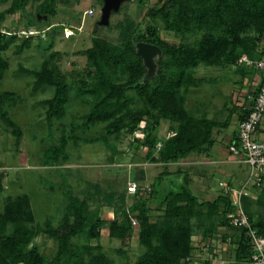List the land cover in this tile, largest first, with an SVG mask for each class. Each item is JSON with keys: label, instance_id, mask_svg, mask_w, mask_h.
I'll return each mask as SVG.
<instances>
[{"label": "trees", "instance_id": "1", "mask_svg": "<svg viewBox=\"0 0 264 264\" xmlns=\"http://www.w3.org/2000/svg\"><path fill=\"white\" fill-rule=\"evenodd\" d=\"M58 1L0 0L3 4L10 2L9 8L0 13V21L10 17L12 22L17 15L24 13L31 2L38 3L36 13L42 20L44 16L49 19L56 16ZM137 2L146 6L149 0ZM145 16L148 21L144 27L132 23L124 27L123 42L119 45L96 36L95 29L91 46L77 53L86 59L82 69L74 67L63 71L59 65L60 53L51 51L53 40L46 43L44 50L50 53L39 67H19L20 72L33 78V91L52 90L50 98L38 101V105L45 110L46 136L50 141V146L42 154V166L66 163L69 159L68 144L72 142L77 146L82 141L77 133H86L96 125L103 126L106 143L110 137L119 139L141 130L142 139L135 138L132 143L145 148L152 163L167 166L192 153L208 154L215 143L214 132L230 126L234 111H237L236 135H233L227 149L230 146L239 148L238 126L250 113L260 92L263 76L254 66L237 65L236 62L240 57L260 60L264 56V0H159L146 10ZM159 23L178 41L163 39ZM32 26L33 23L28 22L23 30L34 29ZM7 32L10 34L0 32V81L9 69V61L3 53L10 44L15 43L14 53L20 55L32 47L34 37H37L39 46L44 43L39 31L26 37L18 34L19 30ZM138 42L156 45L162 52L155 59L156 70L152 76H147L143 60L136 53ZM198 67L234 68L237 74L251 83L246 104L234 107L224 121L205 115L195 116L186 106L189 90L226 80L197 77L195 70ZM238 84L242 86L243 80ZM16 99L21 100L14 92L0 91V121L9 129L18 147L22 131L6 109L15 104ZM74 99L84 105L86 111L72 116L67 125L64 120ZM162 121L173 124L170 135L165 139L157 136ZM56 122L59 129L57 138L53 135ZM159 142L161 147L157 149ZM111 150L114 155L117 154L113 146ZM237 159L240 160V157ZM176 174L180 175V172ZM3 180L4 175L0 173L1 194L4 191ZM159 190L154 184L149 190L139 187L136 193L131 194L134 202L129 207L124 206L125 199L121 196V203L115 208V195L104 193L98 185L94 194L85 195L83 199L69 188L63 190L67 203L59 224L54 226L46 221L43 227L36 223L28 194L3 195L0 207V264H115L98 243L90 242L100 238V230L105 224L108 225L110 238L118 239L122 244H126L136 226L138 243L144 252L134 264L189 263L193 250L192 220L202 231V248L211 247L213 240L217 239L216 228L229 229L227 235L231 237V245L235 246L234 264L250 262V237L245 229L229 224L226 215L235 209L230 197L223 191L212 200H201L190 188L187 173L182 175V184L176 190ZM252 191L257 198L242 197L243 208L252 227L264 236V187L252 188ZM92 199L97 200L95 210L91 209ZM151 203H156L155 210L162 212L156 219L150 216ZM104 205L114 208L115 215L111 220L100 216ZM41 234L55 243L51 256L35 244ZM77 238L87 241L75 242ZM222 238L224 242L227 239L226 236Z\"/></svg>", "mask_w": 264, "mask_h": 264}, {"label": "rangeland", "instance_id": "2", "mask_svg": "<svg viewBox=\"0 0 264 264\" xmlns=\"http://www.w3.org/2000/svg\"><path fill=\"white\" fill-rule=\"evenodd\" d=\"M158 1L149 0L146 6L138 5L137 0L123 2L118 12H112L107 26L97 25L101 18L103 0H59L56 16L40 19L38 23L36 21L38 3L31 2L24 13L17 15L12 22L10 17L0 21V27L7 31H21L28 22L33 23L32 27L40 32L44 42L39 46L37 37H34L32 47L22 54L15 55V43L10 44L3 53V57L9 61V69L0 81V91H12L16 97L21 99H16V103L9 105L6 109L9 116L20 126L22 137L20 145L16 147L14 137L0 121V173L4 175V191L3 194L0 193V207L3 195L14 197L26 193L31 198L36 223L43 227L46 221H50L56 226L63 216L67 203L63 190L69 188L74 195L83 199L85 195L94 194L98 185L104 193L115 195L114 206L116 208L121 203V196H124L126 207L134 202L131 194L127 192L130 182L137 183L139 187L150 188L154 184L158 190L161 188L162 191L176 190L182 184V175L187 173L192 191L201 200H212L222 193L220 182H230L238 188L246 179L248 169L245 163L223 151L218 150V155L216 151L214 155L210 152L208 154L192 153L182 161L180 160L178 164L170 163L167 166L162 163H152L146 154V149L136 145L137 143H132L131 136H121L119 139L110 137L106 143L104 141L105 130L102 125L93 126L83 134L77 133L82 137V141L77 146L72 142L68 144L69 159L66 163L61 166H42V154L50 146V141L46 136L45 110L38 105V101L50 98L52 90L48 88L33 91V78L20 72L19 67L27 69L39 67L50 53L44 50L46 43L53 40L54 46L51 51L60 53L61 69L63 71L74 67L82 69L86 64V59L77 53L91 46L95 29L96 36L119 45L123 42L124 27L129 23L144 27L148 21L145 16L146 10ZM9 6L10 2L5 4L0 2V13ZM89 11L93 12L92 15H89ZM159 24L160 36L163 39L170 42L178 41L175 36L162 29L161 23ZM20 37L23 38V36ZM18 42L19 40L16 44ZM195 74L197 77L226 79L189 90L186 106L195 116L205 115L217 121H224L234 107L246 104L251 83L237 74L234 68L198 67ZM240 80H243L242 86L238 84ZM85 111L86 107L74 99L64 120L65 124L68 125L71 122L72 116ZM236 113L237 111H234L231 115L228 128L214 132L218 147L227 149L228 136L231 139L236 130ZM57 127L56 122L53 129V135L56 138L59 136ZM172 127V123L162 121L157 132L158 138L165 139L164 136ZM111 146L116 149L117 154L112 153ZM164 171L167 175L162 174ZM176 172H180V175ZM256 198L254 196V199ZM92 200L90 201L91 209L95 210L97 200ZM149 207L152 219H156L162 213L155 210L156 203H151ZM114 215V208L107 205L100 210V216L105 220H111ZM192 223L194 225L191 237L192 260L183 264H204L210 256L209 253L203 252L200 246L201 229L195 226V220H192ZM107 226L105 224L100 230L98 240H90V242L98 243L105 255L115 264H134L144 252V248L138 243L136 226L126 244H122L118 239L110 238ZM216 232L217 239L213 244L218 250L221 246L220 236L223 234L221 232H226V230L218 227ZM85 240L83 238L74 239L79 243ZM35 244L46 255L51 256L54 252L55 243L44 234L37 237Z\"/></svg>", "mask_w": 264, "mask_h": 264}, {"label": "built area", "instance_id": "3", "mask_svg": "<svg viewBox=\"0 0 264 264\" xmlns=\"http://www.w3.org/2000/svg\"><path fill=\"white\" fill-rule=\"evenodd\" d=\"M92 13V11H89V15H92ZM0 32L10 34L3 28H0ZM17 33L29 36L38 34V31L30 29L28 31L21 30ZM236 64L254 66L262 72L263 80L260 92L255 97L253 105L251 106L250 113L238 126L239 148L230 146L228 149L231 156L235 158L240 157L239 161L245 163L248 169L247 177L242 181L238 188L223 182H220L219 186L222 187L224 194L230 197L235 209L234 212L226 215L229 224L233 227L245 229L248 237H250V264H264V236L260 235L257 230L252 227L242 204V197L244 196L254 199L252 188L261 189L264 187V179L262 178L264 176V136H262L258 130L264 116V56L260 60H251L246 57H240ZM131 137L132 139H142L143 136L141 130H136ZM160 147L161 143L159 142L157 149ZM138 188L139 185L137 183L130 182L127 186V192L128 194H134L138 191ZM145 188L149 190L148 187ZM132 222L135 224L134 219ZM220 264L226 263L225 261H222Z\"/></svg>", "mask_w": 264, "mask_h": 264}, {"label": "water", "instance_id": "4", "mask_svg": "<svg viewBox=\"0 0 264 264\" xmlns=\"http://www.w3.org/2000/svg\"><path fill=\"white\" fill-rule=\"evenodd\" d=\"M126 1L130 0H103L101 18L97 25L107 26L112 12H118L122 3ZM40 19L41 17L38 15V20ZM44 19H46V16H44ZM135 46L137 55L142 58L143 64L148 71L147 76H152L156 70L155 59L162 54L160 48L156 45L144 42H138Z\"/></svg>", "mask_w": 264, "mask_h": 264}, {"label": "crops", "instance_id": "5", "mask_svg": "<svg viewBox=\"0 0 264 264\" xmlns=\"http://www.w3.org/2000/svg\"><path fill=\"white\" fill-rule=\"evenodd\" d=\"M235 125H236V129H237V122H236ZM170 133H171V131H169L168 134L166 136H164V138H167L170 135ZM260 134L262 136H264V121L261 124ZM234 135H236V132L234 133ZM232 139H233V137L231 139H229V136H228L229 143H230V141ZM217 142L214 143L213 147L211 148V150L209 152L212 153V155H214L215 154V151H216V153L218 155V150H220L221 152L223 151L226 154H229L228 153V149H226V148L224 149V148L218 147L217 146ZM229 156H231V155L229 154ZM177 164H178V162H177ZM253 194H254V196H257L256 193H253ZM222 229H225V228H222ZM225 230H226V232H221L223 234L220 237L222 238V236H226L227 239H226L225 242L223 241V238L221 239V246H219L220 248L218 250H217V247L214 246V244H213V242L215 240H213L211 247H209V248H202L203 252L209 253L208 255L210 256V258L208 260H205V263L204 264H220V262H222V261H225L226 264H234L233 256H234V253H235V246L231 245L232 244L231 237L227 235V234H229V229H225ZM231 249H233V250L231 251ZM241 264H250V262L249 261H243Z\"/></svg>", "mask_w": 264, "mask_h": 264}]
</instances>
